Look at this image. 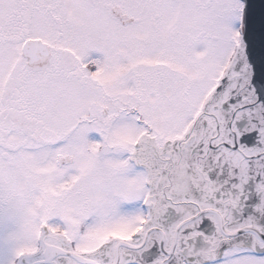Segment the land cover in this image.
<instances>
[{"label":"snow or ice","instance_id":"6c2138e0","mask_svg":"<svg viewBox=\"0 0 264 264\" xmlns=\"http://www.w3.org/2000/svg\"><path fill=\"white\" fill-rule=\"evenodd\" d=\"M0 264H264V0H0Z\"/></svg>","mask_w":264,"mask_h":264}]
</instances>
